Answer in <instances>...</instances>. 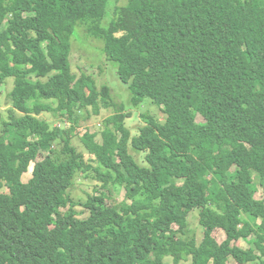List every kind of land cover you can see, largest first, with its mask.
<instances>
[{"label":"trees","instance_id":"trees-1","mask_svg":"<svg viewBox=\"0 0 264 264\" xmlns=\"http://www.w3.org/2000/svg\"><path fill=\"white\" fill-rule=\"evenodd\" d=\"M109 3L0 0V84L15 81L0 131V264H264V0H129L104 28ZM81 23L118 65L134 107H162L165 122L144 116L132 138L112 89L73 72ZM112 108L103 143L82 138L99 166L86 165L73 140L79 114ZM94 172L126 198L90 197L83 219L71 191Z\"/></svg>","mask_w":264,"mask_h":264},{"label":"rangeland","instance_id":"rangeland-1","mask_svg":"<svg viewBox=\"0 0 264 264\" xmlns=\"http://www.w3.org/2000/svg\"><path fill=\"white\" fill-rule=\"evenodd\" d=\"M128 2L129 0H110L109 8L104 20L99 22L101 26L107 28L111 23L117 20V10L127 6ZM86 30V23L79 24L76 27L75 35L71 41V62L73 72L78 77H81L83 74L91 75L95 78L99 88L105 85L112 89V98L114 99L115 103L118 107L123 106L124 113L130 116V118L126 119L125 123L132 132V138L139 134V128L144 125V116H151L161 120V122H165L166 117L163 113L162 107L159 108L155 105L149 104L134 107L132 103V93L129 90V86L124 84L121 80V77L118 73V65L110 61L106 53H103V42L92 39L91 35ZM14 86L15 81L13 78L8 79L7 84H0V131L3 126V121L8 119V110L10 106L8 102V96L13 90ZM113 115H115V108L102 111L100 116H96L92 109L89 111L85 109L82 110V112L79 114L81 117L80 128L73 137L76 146H78V148L82 147V150H84L83 144H81L82 138H84V136H86L89 132L91 134L96 133V143L102 144V132L105 129L104 120ZM39 118L47 120L51 123L54 121L52 116L47 113H43ZM195 118L197 123H206V120L198 113H196ZM56 125H61L67 129L71 124L64 122V124L56 123ZM36 140L39 139H33V141ZM130 153L134 155L140 165H146L144 164L145 155L143 153L141 154L136 152L133 146H130ZM83 155V160L86 162V165L93 166L94 168L99 166L94 155L89 154L86 150H84ZM115 160H118V158H115ZM32 175L33 166L25 176L24 182L27 183L32 178ZM94 176L95 172L92 173V177L89 179H86V177H83V175L78 176L75 180V186H73L71 191L72 200L76 204V211L82 214L80 218L83 219H86L89 213L84 210L82 205L85 204L90 197L97 196L102 203L111 206L122 202L126 198V191L123 187L120 185H114L113 182H111L108 189H103L101 187L102 184H100L98 180L94 178ZM181 183L182 182L180 181L179 184ZM257 185L261 186L258 183ZM263 195L264 192L262 189H260L257 193V196L260 198ZM66 207L67 205L64 206L63 210ZM191 214L192 216L190 218V223L192 227V235H195L198 242H200L203 239L204 229L200 226L198 221L199 211H194ZM252 221H255V219ZM239 230H244V227L239 228ZM224 239V233H221L218 237L219 242L224 241ZM243 246L248 248L249 244L244 242ZM165 262L166 264H174L172 259H167Z\"/></svg>","mask_w":264,"mask_h":264},{"label":"bare ground","instance_id":"bare-ground-1","mask_svg":"<svg viewBox=\"0 0 264 264\" xmlns=\"http://www.w3.org/2000/svg\"><path fill=\"white\" fill-rule=\"evenodd\" d=\"M167 118V117H166ZM164 121V120H163ZM257 192L260 190V189H262V191H264V189H263V187H262V185L261 186H259V185H257ZM257 200H258V197H257ZM196 214V213H195ZM243 216H248L249 217V220L247 221V222H251L253 219H255V220H258L257 218H254V217H252L250 214H244ZM203 236H204V234H203ZM202 241V240H201ZM200 241V242H201ZM200 242H198V243H200ZM243 243H244V241H242V246H241V248H245L244 246H243ZM245 249H247V248H245ZM179 264H184L183 262H181V263H179Z\"/></svg>","mask_w":264,"mask_h":264},{"label":"clouds","instance_id":"clouds-1","mask_svg":"<svg viewBox=\"0 0 264 264\" xmlns=\"http://www.w3.org/2000/svg\"><path fill=\"white\" fill-rule=\"evenodd\" d=\"M103 132H104V130H103ZM103 132H102V136H103Z\"/></svg>","mask_w":264,"mask_h":264}]
</instances>
